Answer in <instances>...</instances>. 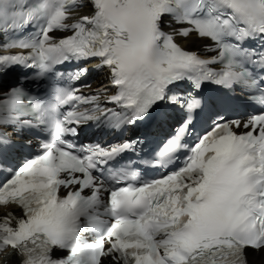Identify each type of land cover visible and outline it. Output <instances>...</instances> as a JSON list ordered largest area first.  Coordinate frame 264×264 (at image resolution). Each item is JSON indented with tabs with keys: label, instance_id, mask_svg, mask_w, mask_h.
Masks as SVG:
<instances>
[{
	"label": "snow or ice",
	"instance_id": "snow-or-ice-1",
	"mask_svg": "<svg viewBox=\"0 0 264 264\" xmlns=\"http://www.w3.org/2000/svg\"><path fill=\"white\" fill-rule=\"evenodd\" d=\"M0 53V264H264V0H0Z\"/></svg>",
	"mask_w": 264,
	"mask_h": 264
}]
</instances>
